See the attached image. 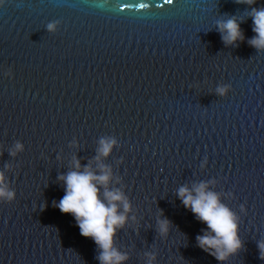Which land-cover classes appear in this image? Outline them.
I'll use <instances>...</instances> for the list:
<instances>
[{
  "label": "water",
  "instance_id": "95a60500",
  "mask_svg": "<svg viewBox=\"0 0 264 264\" xmlns=\"http://www.w3.org/2000/svg\"><path fill=\"white\" fill-rule=\"evenodd\" d=\"M246 9L235 0H4L0 171L16 198L0 202V264H100L94 240L53 203L74 158L97 175L110 167L108 189L130 202L114 237L129 257L122 264H149V253L152 264H220L198 246L207 226L177 194L201 182L238 217L244 247L227 264H264V52L247 43ZM231 15L245 19L246 39L226 47L216 23ZM226 84L222 97L215 89ZM109 137L117 144L97 161ZM17 141L24 150L12 157Z\"/></svg>",
  "mask_w": 264,
  "mask_h": 264
},
{
  "label": "clouds",
  "instance_id": "9594fccd",
  "mask_svg": "<svg viewBox=\"0 0 264 264\" xmlns=\"http://www.w3.org/2000/svg\"><path fill=\"white\" fill-rule=\"evenodd\" d=\"M237 4L248 5L250 10H245L247 18L253 21L252 31L255 35L247 40L249 46L258 52H264V6L254 7L257 0H235ZM4 0H0L2 6ZM245 21L237 15H231L227 19L218 20L216 30L220 33L222 42L226 47L243 42L246 37L240 25ZM59 21H52L47 24L49 32H55ZM12 75L11 72L8 73ZM231 90V85L218 86L215 91L218 95L225 97ZM117 141L113 137L100 140V147L97 149L95 159L107 157L113 150ZM24 150V145L19 141L15 144V150L9 151V155L15 157ZM75 170L69 171L66 175H60L58 180L64 184V196L59 202H53L62 213L72 214L80 229V234L85 238L94 240L100 249L97 259L100 264H122L129 257L121 253L114 245V237L117 229H122L128 220V213L131 205L125 194L119 189L109 190L108 185L112 178L111 168L103 164L99 165L100 175L93 171L91 164L81 167L78 159H73ZM9 165H5L8 168ZM104 186V199L100 198V187ZM208 184L201 182L191 190L180 187L178 196L183 205L189 209L201 223L206 224L202 229V235L196 237L198 246L220 264H227L229 259L238 254L244 247L239 237L238 217L229 207L220 202L217 193L206 190ZM16 198V192L11 190L6 182L4 171H0V202L11 203ZM119 202V203H118ZM122 205L123 211H119ZM241 211L245 206L241 204ZM135 220V217H132ZM157 231L161 237L169 233L171 222L162 216L157 220ZM260 259L264 260V239L256 242ZM150 256L149 264L156 259L153 254Z\"/></svg>",
  "mask_w": 264,
  "mask_h": 264
},
{
  "label": "snow or ice",
  "instance_id": "6c2138e0",
  "mask_svg": "<svg viewBox=\"0 0 264 264\" xmlns=\"http://www.w3.org/2000/svg\"><path fill=\"white\" fill-rule=\"evenodd\" d=\"M168 2H171V0H168ZM141 7H144V5H141Z\"/></svg>",
  "mask_w": 264,
  "mask_h": 264
}]
</instances>
